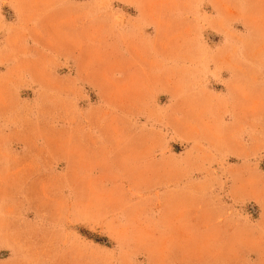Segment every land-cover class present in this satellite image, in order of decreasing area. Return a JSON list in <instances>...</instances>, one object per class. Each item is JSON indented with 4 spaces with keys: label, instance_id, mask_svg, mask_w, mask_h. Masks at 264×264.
Returning <instances> with one entry per match:
<instances>
[{
    "label": "rangeland",
    "instance_id": "374dc122",
    "mask_svg": "<svg viewBox=\"0 0 264 264\" xmlns=\"http://www.w3.org/2000/svg\"><path fill=\"white\" fill-rule=\"evenodd\" d=\"M0 264H264V0H0Z\"/></svg>",
    "mask_w": 264,
    "mask_h": 264
}]
</instances>
